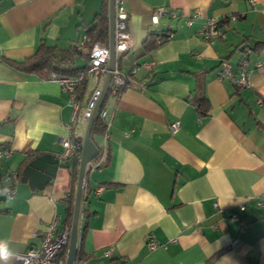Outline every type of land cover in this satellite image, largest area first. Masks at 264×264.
Here are the masks:
<instances>
[{
	"label": "crops",
	"instance_id": "0c3cea01",
	"mask_svg": "<svg viewBox=\"0 0 264 264\" xmlns=\"http://www.w3.org/2000/svg\"><path fill=\"white\" fill-rule=\"evenodd\" d=\"M106 2L108 13L109 0H0V148L11 149L0 171L19 172L15 193L0 201V240L17 253L39 244L54 215L68 227L74 159H58L48 182L23 178V169L42 155L57 158L63 137L82 142L81 113L106 73L87 78L71 121L60 83L16 64L44 43L74 45L66 66L82 68L80 41ZM124 3L132 46L117 66L135 73L130 87L103 101L108 150L102 165H87L80 255L90 264H264V0ZM158 7L168 13L154 23ZM212 17L219 34L205 39L201 28ZM167 31L170 39L145 49L149 34ZM244 56L249 86L217 77L222 60L236 73ZM92 138L99 145L102 134Z\"/></svg>",
	"mask_w": 264,
	"mask_h": 264
},
{
	"label": "built area",
	"instance_id": "2783aa9c",
	"mask_svg": "<svg viewBox=\"0 0 264 264\" xmlns=\"http://www.w3.org/2000/svg\"><path fill=\"white\" fill-rule=\"evenodd\" d=\"M168 9L166 7H158L154 10L152 15V22L157 23L159 17L163 14H167ZM175 16V13H171ZM129 13L125 7L124 0H115L114 8V49H115V65L112 70V79L109 86V93L116 97L121 89L130 87L133 82V75L135 69L130 72H122L117 66V59L120 56L126 54L132 46V35L128 28ZM201 32L205 39L218 35V21L215 17L207 18ZM162 38L170 39L172 37L171 32H166ZM159 37V39H160ZM86 37H83L80 44L87 50V62L75 75H60L54 72L49 73L47 79L56 80L60 83L61 89L68 94L69 102L73 107L71 121L75 120L77 110L79 108L78 87H80L83 81L96 73H106L107 64L109 58V48L107 44L95 42L91 46L85 45ZM251 52L250 48H246L244 54L247 55ZM153 62H144L143 66L148 70L152 69ZM257 67L261 65L256 64ZM250 68L248 66V58L244 56L238 66V71L233 72L231 65L226 60H222L219 69L217 71L218 78L231 79L234 85L238 88L249 86L250 80ZM143 86V84H141ZM101 89L95 88L91 92L84 110L81 113L80 119L87 121L91 116V112L95 106V103L100 95ZM98 114L103 119L106 116V110L100 108ZM67 128L70 130L71 125L67 124ZM179 128V122L174 121L170 124V129L176 131ZM108 138L109 134L107 130L102 134V141L99 144V153L93 159L89 165L96 167L104 162L107 156L108 150ZM61 149L56 153L59 160H67L72 157L79 159L81 151V141L68 135L60 139ZM11 155V149L8 147L0 148V168L2 160L8 158ZM19 181V172L7 171L0 176V192L6 191L4 196H9L15 193L16 184ZM98 188L97 191L101 190ZM234 218L236 215H232ZM70 229L69 227H60L59 219L57 215H54L49 221L46 229L40 234V242L38 245L33 246L18 253V257L15 258L18 264H65V256H62L64 249L67 247L69 239ZM150 249L155 248L157 242L150 240L147 242ZM73 264H90L87 259H75ZM122 264H132L130 262H123Z\"/></svg>",
	"mask_w": 264,
	"mask_h": 264
},
{
	"label": "trees",
	"instance_id": "16d2710c",
	"mask_svg": "<svg viewBox=\"0 0 264 264\" xmlns=\"http://www.w3.org/2000/svg\"><path fill=\"white\" fill-rule=\"evenodd\" d=\"M95 21H96V24L87 31V35L85 36L86 37L85 45L87 47L91 46L95 42H100L104 44L108 43L107 2L104 4V9L100 13L97 14ZM164 33L166 32H160L157 34L156 33L149 34L148 39L145 41V49L150 50L154 48L155 46L161 44L162 42L168 40L166 38L160 37ZM73 46L71 45L70 47L66 49L64 48L59 49L56 46H49V45H45L44 43H42L41 45L38 46L37 50L33 53V55L24 59L20 63H17L16 66L22 70L37 73L42 78H47L49 73L51 72H54L60 75H75L81 69V67L80 68H71V67L69 68L66 66V64L69 63L74 56V53H73L74 48H72ZM80 46L83 47L81 44ZM245 49L246 48L243 47L242 51H245ZM86 80L87 79H85L82 85L78 87L79 94L77 96V99H79L80 94H82L83 85ZM122 90L123 89H121L119 93ZM108 93L109 91L107 92V95ZM206 104H207L206 97L201 96L198 98V107L200 109H202L203 105L206 106ZM101 108H103V104ZM105 129H106L105 120L102 117H100L99 114L97 113L96 118L93 123V127H92L91 138L94 136V134H103ZM75 138L81 141V139L77 137ZM95 144L99 146L96 142ZM69 159H74V164L72 166L67 165L70 169L69 171H70V177H71V186L73 188L75 187V184L77 182L79 159L76 157H72ZM100 165H102V163ZM2 174L3 173L0 171V176ZM73 190L74 189H72V193L70 194L69 198L66 200L67 201V210H66L67 225L69 229H70L72 213H73V202H74ZM79 228H80V221L78 223V233H79ZM65 253H66V248L64 249L62 256H65ZM77 258L82 259V255H80L79 251L77 252Z\"/></svg>",
	"mask_w": 264,
	"mask_h": 264
},
{
	"label": "water",
	"instance_id": "95a60500",
	"mask_svg": "<svg viewBox=\"0 0 264 264\" xmlns=\"http://www.w3.org/2000/svg\"><path fill=\"white\" fill-rule=\"evenodd\" d=\"M108 48L109 58L107 64V72L105 75L104 83L101 88L100 95L95 103L91 112V116L87 120L85 133L81 142V151L79 156V166L77 174L76 189L73 202V213L70 224L69 239L65 253V264H73L77 257L78 251V223L80 215V207L82 201V192L84 188V181L86 175L87 165L95 159L99 153V148L91 138V132L96 115L101 108L103 101L109 90L110 82L112 79V70L115 65V49H114V8L115 0H109L108 4ZM87 55V54H86ZM58 158L54 155L46 154L31 160L23 169V178L29 181L43 180L48 182L54 177L57 168ZM4 195H0V201L5 200Z\"/></svg>",
	"mask_w": 264,
	"mask_h": 264
},
{
	"label": "clouds",
	"instance_id": "9594fccd",
	"mask_svg": "<svg viewBox=\"0 0 264 264\" xmlns=\"http://www.w3.org/2000/svg\"><path fill=\"white\" fill-rule=\"evenodd\" d=\"M6 191L0 192V195H5ZM17 257L18 253L11 247L9 241L0 240V264H12Z\"/></svg>",
	"mask_w": 264,
	"mask_h": 264
},
{
	"label": "rangeland",
	"instance_id": "374dc122",
	"mask_svg": "<svg viewBox=\"0 0 264 264\" xmlns=\"http://www.w3.org/2000/svg\"><path fill=\"white\" fill-rule=\"evenodd\" d=\"M92 81H93V80H91V81L89 82V84H88V85H89V86H88V90L93 86ZM9 197H10V196H7V199H8Z\"/></svg>",
	"mask_w": 264,
	"mask_h": 264
}]
</instances>
